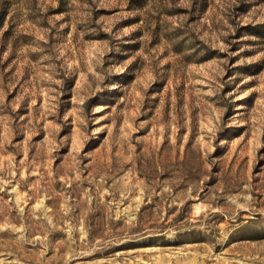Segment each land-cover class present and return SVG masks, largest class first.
<instances>
[{"label": "rangeland", "instance_id": "rangeland-1", "mask_svg": "<svg viewBox=\"0 0 264 264\" xmlns=\"http://www.w3.org/2000/svg\"><path fill=\"white\" fill-rule=\"evenodd\" d=\"M0 264H264V0H0Z\"/></svg>", "mask_w": 264, "mask_h": 264}]
</instances>
